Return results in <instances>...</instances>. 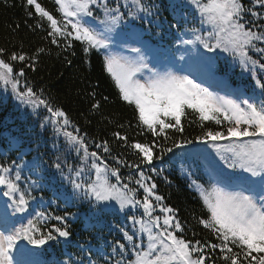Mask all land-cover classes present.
I'll list each match as a JSON object with an SVG mask.
<instances>
[{
    "label": "snow or ice",
    "instance_id": "1",
    "mask_svg": "<svg viewBox=\"0 0 264 264\" xmlns=\"http://www.w3.org/2000/svg\"><path fill=\"white\" fill-rule=\"evenodd\" d=\"M54 3L60 18L38 0H26L25 8L32 9L27 15L38 17L39 28H44L43 22H47L51 44L58 47L63 44L67 50L79 42L86 56L93 52L101 54L103 68L114 81L119 99L134 111L136 128L140 129L137 134L147 132L155 138L144 143L130 140L127 133L119 130L113 132L112 136L138 157V162L130 164L120 156H111L116 163L114 167L103 155H111L107 140L95 144L102 152L90 151L87 133L81 134L63 108L53 106L44 89L34 90L27 82L24 67L34 70L39 55L50 50L40 47L29 56L15 51L9 54L0 48V83L6 88L10 86L16 99L30 106L34 114L43 108L49 115L44 117L41 127L51 125L54 133L62 135L80 156L82 167L73 168L60 157L53 165L71 187V192L60 193L65 204L72 200L87 201L96 215L113 207V201L129 213L132 209H142L139 217L130 215L135 231L130 234L121 229L127 244L117 241L112 249L116 258L108 256L105 264L110 261L112 264H217V260L221 264H264V0H186L185 7L198 16L200 26L189 30L192 39L178 41L193 48L202 46L208 52L228 53L254 79L255 87L250 94L248 90L230 88L216 78L214 57L198 60L195 73L191 69L185 73L183 68L173 71L158 67L144 33L135 31L130 23L156 16L153 9L159 6L154 3L145 0H54ZM180 59L184 60V56ZM13 62H22L24 67L16 70ZM21 78H25L23 87ZM91 95L95 97L97 93ZM108 99L102 97L104 102ZM92 108L100 109L101 100H96ZM189 112L197 116L202 129L195 141L211 142L225 168L231 170L209 161L207 181L192 179L189 184L206 213L195 217L197 224L212 239H197V233L178 218V209L166 204L165 197L158 194L152 177L140 170L142 164H152L154 148H159L155 158L162 160L173 147L183 148L193 143L169 136L170 130L184 132L182 118ZM206 122L218 127H205ZM118 127L123 129L125 124ZM127 127H132L131 121ZM169 139L173 140L172 147L157 143ZM222 140L230 143L221 148L216 142ZM25 166L15 160L0 163V186L5 189L3 196L8 198L0 205V264H51L45 259L52 249L50 242L60 243V238L68 241L73 235L68 218L77 214L29 211L33 207L31 202L37 200L32 193L42 185L22 176ZM120 166L138 170V178L129 175L125 180ZM32 167L39 169L40 164ZM187 175L191 178L194 173ZM140 190L142 198L138 197ZM49 221L58 223L48 228ZM189 230L192 238L186 237ZM88 255L91 257V252ZM89 264L95 262L90 260Z\"/></svg>",
    "mask_w": 264,
    "mask_h": 264
},
{
    "label": "trees",
    "instance_id": "2",
    "mask_svg": "<svg viewBox=\"0 0 264 264\" xmlns=\"http://www.w3.org/2000/svg\"><path fill=\"white\" fill-rule=\"evenodd\" d=\"M38 2L60 18L54 0H38ZM145 2L159 6L158 9H153L157 15L143 22L130 21V23L135 31L144 33V39L159 57L164 60L179 55L188 60L195 56L214 57L217 79L237 89L248 90L249 93L255 87V81L250 73L238 62H234L228 53L220 50L208 52L202 46L193 48L178 43L180 38L192 39L189 30L200 26L198 16L190 7H185L186 0H145ZM25 4L26 0H0V48H4L9 54L15 51L27 53L29 56L40 47L50 51L39 55L34 70L24 67L22 62H13L14 69L19 70L24 67L26 80L34 90L44 89L45 97L53 106L63 108L80 128L81 134L87 133L90 151L102 152V149H97L95 144L107 140L111 155L107 153L103 155L108 163L116 166L111 156H120L130 164L138 162L137 155L131 149L123 147L112 133L119 130L127 133L130 140L144 143H151L155 138L147 132L137 134L140 129L136 128L134 111L119 99L114 81L103 68V56L96 52L86 56L79 42H74L73 47L67 50L64 49L63 44L59 47L51 44L50 38L47 37V22H43L44 28L37 27L38 17L35 14L29 17L27 12L32 9H26ZM171 25L177 27H170ZM181 34L184 35L181 37ZM73 51L75 55L71 54ZM69 60L72 61L71 64L68 63ZM24 82L25 78H21V87ZM92 92H96L97 95L93 97ZM104 96L109 98L107 102L102 100ZM11 97H14L13 93ZM96 100H101V108L98 110L92 108ZM12 108L14 109L10 110ZM24 108L29 110L22 115L21 109ZM43 111L49 115L44 109ZM129 121L132 127H127ZM119 124H125V128L120 129ZM182 124L184 125L182 134L170 130L169 136L177 141L193 140V143L186 144L183 148L173 147V151L165 153L162 160L155 158L159 148H154L152 164H142L140 170L152 177L158 186V194L165 197L166 204L178 209V218L182 222H187L188 228L197 233V239L201 237L212 239L211 234L203 229L202 225L197 224L195 217L206 213L202 209V201L198 194L189 187L192 179H199L201 183L207 181L206 168L209 160L204 152L208 148H213L212 143L201 144L195 141V137L202 132L196 115L189 112L182 118ZM205 127L216 129L218 126L206 122ZM9 141L13 147L11 157H5L3 163H11L13 160H18V155H24L29 159V163L22 170V176L25 179L30 177L42 185L32 193L37 200L31 202L33 207L30 210H34V213L44 212L52 215H64L65 212L77 214L75 218L71 216L68 218L73 235L67 242H64L63 238H60V243L50 242L52 249L45 259L51 264H89L90 260L95 264H105L108 256H112L114 260L116 256L112 249L116 247V242L127 244L121 229L129 231L130 234L135 231L130 215L140 214L134 210L129 213V210L119 212L115 209L96 215L89 208L87 201L72 200L66 205L60 193L71 192V187L53 165L57 162V157H60L61 161H66L73 168L82 167L80 156L62 135L54 133L51 125L42 128L41 121L37 114L33 113V109L18 100L15 103L0 104V143L5 147ZM223 142L224 140L216 143L223 148L227 146ZM157 143H163L166 147L173 146L172 139L158 140ZM35 163L40 164L39 169L32 167ZM152 168L156 171L153 172ZM120 170L125 180L129 175L138 178V170L134 168L120 166ZM64 171L67 173V168ZM188 172L194 175L189 178ZM4 190L2 187L1 191ZM140 194L142 190L138 193L142 198ZM41 196L42 201H40ZM53 223L58 222L49 221L48 228ZM191 230L186 232L187 238H192ZM89 252L91 257L88 255ZM125 255L131 258L127 253ZM109 264L112 262L110 261ZM217 264L221 262L217 260Z\"/></svg>",
    "mask_w": 264,
    "mask_h": 264
},
{
    "label": "rangeland",
    "instance_id": "3",
    "mask_svg": "<svg viewBox=\"0 0 264 264\" xmlns=\"http://www.w3.org/2000/svg\"><path fill=\"white\" fill-rule=\"evenodd\" d=\"M183 49V48H181ZM180 49V50H181ZM155 53V56H156V61L158 62L157 66L160 67L161 69L167 67V68H170L171 70L173 71H180L181 68H183L185 70V73L191 69L194 73L196 72V67H197V61L200 60L201 58L205 57V56H195L193 59H190L188 60L186 57L184 58V60H181L180 57L181 55L179 56H174L172 58H170L169 60H164L162 59L161 57H159L157 55V53L154 51ZM201 53V52H200ZM205 55V54H204ZM152 62V61H150ZM196 75H199L198 73ZM196 75H194L193 78H196ZM225 82V81H224ZM227 84V83H226ZM230 88H233L231 87L229 84H227ZM206 86H210L208 84H206ZM233 89H236V88H233ZM213 90H216L215 88ZM13 92L11 91V87L8 86L7 88L2 84L0 83V94L2 95V98H0V104L3 105L4 102H12V103H15L17 102V99L14 95V97H11V94ZM14 94V93H13ZM19 101V100H18ZM27 106V105H26ZM27 107H30V106H27ZM14 108L10 109V110H13ZM9 110V111H10ZM23 110L22 112V115H25L29 110L28 108H24V109H21ZM37 116L39 117L40 121L42 122V120L44 119V117L47 116V114L43 111V108L39 109L38 112L36 113ZM225 145H228L230 143V141H227V140H224L223 142ZM16 146V145H15ZM8 148H11V143L9 141V144L7 146H5L4 148V151L0 152V163L2 162V159L1 158V154H3L5 152L6 149ZM205 156L206 158L214 165L220 167V168H225L223 162L219 159V155L217 154V152L215 150H213V148H208V150H205ZM22 156L19 155L18 157V160L17 161V164H21L22 162H26V160H22ZM24 169V167H23ZM226 171H229L228 169L225 168ZM114 181V180H113ZM2 189V187H0ZM141 197H142V194H140ZM139 197V196H138ZM7 198L5 197H2V195H0V205H3V202L6 201ZM112 205H114L113 207H111L109 210H115V208L118 206L119 207V204H117L116 202L114 203L111 202ZM117 205V206H116ZM126 210V209H125ZM125 210H122V211H125ZM136 211V213H139L141 214L142 213V209L140 210H137V209H132V211ZM29 211H31L29 209ZM9 212H11V209H9ZM139 217V216H138ZM138 227V226H137Z\"/></svg>",
    "mask_w": 264,
    "mask_h": 264
},
{
    "label": "water",
    "instance_id": "4",
    "mask_svg": "<svg viewBox=\"0 0 264 264\" xmlns=\"http://www.w3.org/2000/svg\"><path fill=\"white\" fill-rule=\"evenodd\" d=\"M69 239V238H68Z\"/></svg>",
    "mask_w": 264,
    "mask_h": 264
}]
</instances>
